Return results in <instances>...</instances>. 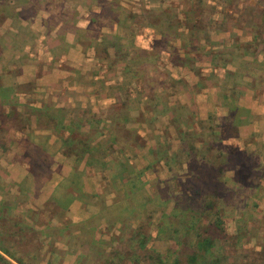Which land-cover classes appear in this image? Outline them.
Masks as SVG:
<instances>
[{"label":"rangeland","instance_id":"1","mask_svg":"<svg viewBox=\"0 0 264 264\" xmlns=\"http://www.w3.org/2000/svg\"><path fill=\"white\" fill-rule=\"evenodd\" d=\"M119 1L124 9L115 11L109 18L110 28L103 31L109 36L91 34L104 36L103 44L111 56L100 53L103 60L99 65L93 63L87 73L70 75L76 84L84 86L61 94L63 91L47 89L32 78L26 85L39 87L37 93H19L17 103L12 104L15 107L8 103L6 110L0 108V200L21 215L22 210L27 212L29 204L20 208L25 203L38 208L32 198L41 186L58 184L63 207L62 212L51 205L37 210L40 220L36 225L62 228L61 238L48 230L50 237L42 238L41 246L56 239L58 249L47 244L45 249L41 247L45 251L38 253L40 260L36 253L17 252L14 255L24 263L12 264H72L73 252L78 249L80 264H206L214 258L219 264H245L255 260L252 251L261 250L264 243V144H253V138L247 143L241 138L223 142L222 138L238 132V125L228 115V119H220L216 109L212 114L201 109L205 119H199L200 114L192 109L197 105L190 104L189 108L187 96L196 100L203 87L213 85L216 89L211 92L217 91L223 101L229 96L232 104L255 107L242 114L244 120L255 121L256 111L264 112V67L257 63L249 67L240 61L243 56L264 64L262 40L261 50L254 57L242 48L255 35L256 42L264 39V0ZM88 36L80 35L85 45ZM145 43L153 47L151 52H142L140 46ZM252 50L253 46L248 49ZM181 63L184 66L180 69ZM119 66L130 71L122 84L116 77ZM95 74L102 78L94 79ZM27 99L50 109L45 112L42 108L45 114L40 116L41 109L16 108L17 104H28ZM68 102L76 103L70 107ZM87 106L97 117L92 121H100L102 135L92 143L98 150L88 154L97 165L88 164L83 156L68 155L71 151L64 141L67 132L54 127L58 119L68 122L82 113L91 117V110L83 108ZM109 131L115 141H110ZM230 149L244 153L239 165L234 166V160L223 165L220 162ZM12 161L28 171L24 191L36 186L29 195L15 193L17 183L10 179ZM100 161L105 162L103 167ZM220 166L224 168L223 178H239L235 171L244 169L248 179L240 177L241 181L234 184L228 180L219 185L220 194L212 196L209 180ZM118 172L121 180L114 179ZM238 184L251 186L240 189ZM193 189L200 191V201L190 197ZM74 194L83 206L69 208ZM187 198L191 204L184 205ZM203 205L210 209L198 212ZM69 209L78 221H70ZM163 216L175 223L181 216L185 224L193 217L198 229L221 220L225 237L215 239L205 255L189 261L196 237L184 239L181 229L171 234L160 225ZM175 227L179 228L177 224ZM3 240V246L11 242L5 237ZM0 264L7 263L0 260Z\"/></svg>","mask_w":264,"mask_h":264},{"label":"crops","instance_id":"2","mask_svg":"<svg viewBox=\"0 0 264 264\" xmlns=\"http://www.w3.org/2000/svg\"><path fill=\"white\" fill-rule=\"evenodd\" d=\"M77 1L81 4L76 3ZM120 8L124 9L119 0H0V60H4L0 61V108L6 110L7 107L10 106L8 103L11 105L13 102L17 103L16 96L19 93L29 96L33 93H37L35 91H39V87L26 85L30 83L29 81L32 78L35 79L34 83L38 85L42 84L47 89H57L56 91L59 92L63 91L61 94L64 92L73 93L81 86H84L76 84L70 75L77 71L87 73L89 65L93 63L99 65L100 60H103V58H100V53H105L108 57L111 56L112 52L103 44L105 41L103 37L109 36V34H104L105 32L103 31L105 28H110L108 27L110 22L109 18L112 16L114 17L115 11L121 10ZM98 32H103L102 35L104 36H91V34L94 35V33ZM83 34H89L87 45L80 40V35ZM136 43L133 44L135 48L137 46ZM150 46V44L147 46L142 44L140 49L143 50L142 52H151L153 47L151 48ZM149 48L150 50H146ZM115 53L116 52H114V54ZM152 54L154 53L152 52ZM2 56L8 58L2 59ZM130 60L131 59H129V62ZM21 61H23V64L19 65ZM16 64H18V66L15 71L13 69H15ZM180 65L178 67L181 69L184 65L182 63ZM127 69L128 68L124 66H122V68L119 66V70L116 72L118 84H122L130 77L127 73L130 71ZM98 78L102 77H98L97 74H95L94 79ZM230 78V82H234L232 77ZM17 86H27L28 88L17 89ZM214 89H216V87L213 85L203 87L201 91H208V93L199 91L196 100H194L192 96H189L188 99L187 96L188 106L190 104L194 105V103L197 105V108L194 105L192 109L194 113L200 114L198 117L199 119H205V117L201 115V109H208L211 114L214 111L213 109L219 110L222 115V117H219L220 119L228 115V110L232 105H237L250 112L251 110L254 111L255 107L253 105L242 106L238 101H235L238 102L237 104H232L231 101H228L229 96L226 97L227 101H223V96L221 97L217 91L211 92V90L214 91ZM207 98L209 100H207ZM27 101L29 102L25 104V106L17 104L16 108H25L29 110L43 108V103L34 104L30 102L31 100L29 99H27ZM68 103H70V107H74L76 102ZM13 106L14 105H12V107ZM83 108L91 110V114H94L91 106ZM189 108H191V106H189ZM256 113L257 119L255 121H246V119L244 120V118H242L241 124L237 127L238 132L235 133L233 137H224L221 140L224 142L235 138H241L246 140L247 143L250 140L249 138H253L255 141L253 144L258 142L264 144V112L256 111ZM82 114L78 116H82ZM83 158L86 161V156H83ZM9 167L11 174L10 179L17 183L14 184L17 188V190H15L17 195H24V192H26V195H29L30 192L36 189L34 185L32 188L28 189V187L26 188L27 191H24L25 184L23 183L28 177V171L25 170L23 165L12 161ZM81 171L82 170L79 168L77 172L81 173ZM45 185H47V188L41 186L37 194L32 198L33 204L38 206V208L30 206V203H25L21 205L20 208H25L28 206L27 204H29V206L26 207L27 212L22 210L21 215L19 211H14L11 205L0 200V260L2 262L12 264L11 261L21 263L20 260H22L24 263L23 258H18V256L14 255V253L17 254V252L23 254L36 253L38 260H40L41 255L39 254L45 251L41 250V247L45 249V247L49 245L55 248V250L58 249L55 247L59 244L56 239L52 240L49 244L44 243L43 246H41V239L45 236L48 238L50 237L48 230L57 232V238H61L62 236L60 234L62 228H58L57 225L50 226V224L47 223L42 226L36 225L37 221L40 220V213H38L37 210L44 208V206L49 203V205L54 208L55 205L51 203V199L52 197L59 196L58 184ZM84 188L85 186L83 185L81 188L83 193ZM77 191H79V189H77ZM85 191L86 193H91L88 192V189ZM74 195L75 198L72 200L73 202L69 204V208H79L83 206V201L79 200L78 194ZM48 198H50V200ZM45 200L47 201L45 202ZM56 203L60 204V202L57 201ZM106 205L110 206L111 204ZM29 207L34 209L32 210ZM29 210L31 211L29 212ZM69 210L70 221H78L76 216H73L74 214H72L71 209ZM60 211H63L62 205H60ZM14 220H16V222L10 225V222ZM15 236L18 237L17 240ZM4 237L11 240V242H6L8 246H3L2 244ZM30 237H33V239H30ZM16 247H18L17 250H15ZM73 253L74 260L71 261L72 264H80V249ZM23 254L22 256H24ZM35 262L41 264L40 261Z\"/></svg>","mask_w":264,"mask_h":264},{"label":"trees","instance_id":"3","mask_svg":"<svg viewBox=\"0 0 264 264\" xmlns=\"http://www.w3.org/2000/svg\"><path fill=\"white\" fill-rule=\"evenodd\" d=\"M258 35V34H257ZM263 38V37H262ZM260 39L259 41L256 42L257 36H253V39L248 42L247 44H245L244 47H242L244 49L245 54L246 55H251V56H255V54L260 51V47L262 45V42H264V39ZM262 40V42H260ZM253 46V50L251 52L248 51L249 48H251ZM260 46V47H259ZM255 48V49H254ZM240 61L249 66L252 67L254 66L255 63H257V66L259 68H262V66L264 67L263 63H259L256 60H247L245 59L243 56L240 59ZM238 68V66H237ZM239 70H237L238 72ZM248 76L252 77L251 74H247ZM0 90H1V83H0ZM43 109H46L45 112L50 109L47 107H44ZM44 110H40L39 111V115L41 116L42 113L45 114V112H43ZM60 112V111H58ZM243 113H248V111L242 107H239L237 105H232L229 110H228V116L230 117L231 121L235 122L236 125H240L241 121L243 120L242 118V114ZM85 114V113H84ZM84 114H82V116H78V115H73L68 122H63L62 119H58L56 122H54V127L58 128V129H62L64 131L67 132V136L65 137V144L66 146H68L69 150L71 152L67 153L68 155H74V156H86V161L88 164L90 165H97L96 163H94V161H96V159L88 154H90V152L96 151L98 150V147L93 145L92 143L95 142V139L97 136H101V131H100V121L99 120H95L92 121V119H95L97 117H95V115H92L91 117H83ZM228 116L225 119H228ZM51 118H53V116H50ZM39 116L37 115V121H38ZM84 118V121H83ZM114 123V122H113ZM87 127V129H83V127ZM110 137V141H115L114 137H112V134L109 131V134L107 135ZM91 142V143H90ZM227 155L222 156L220 162L223 164L228 163L231 160H234L235 164L234 166H236L237 164L239 165L240 161H241V157L244 155V153L238 149H230L228 152H226ZM243 158V157H242ZM203 163H207V161L204 159V157L202 158ZM98 164L100 165V167H103L105 165V162L100 161L98 162ZM249 171V169L245 168V171ZM242 172L244 174H242ZM242 172L239 171H235V175H239V178L235 176L232 178L229 177H225L223 178V173H224V168L223 166H220L218 168H216V175H214L210 180L209 183L213 184V191H212V196H217L220 194L219 192V185L224 184L225 182H228V180H230L231 183H238L241 181L240 177L245 181V179H248V175L245 174L244 169ZM114 179L116 180H121L122 179V175L120 172L118 173H114ZM132 179V178H131ZM128 179V180H131ZM191 181V180H190ZM113 185V184H111ZM225 185V184H224ZM241 188H246V187H250L251 184H238ZM119 186V185H118ZM258 187V184H257ZM260 188V186L258 187ZM193 189L190 193V197L193 200H196V198L198 197V200L200 198V191ZM130 192V191H129ZM134 192H131L130 194H133ZM189 195V193H188ZM222 196V194H221ZM59 196L56 197H52L51 199V203L54 206V209H56L57 211H60V204L56 203L60 202V200L58 199ZM190 199L187 198V201H185L184 205H189L190 203ZM200 201V200H199ZM138 203V200H137ZM201 203V202H200ZM50 204V203H49ZM48 204V205H49ZM185 207V206H184ZM204 208H199L198 212H203L205 210H209L210 206H206L203 205ZM187 210L183 211L186 212ZM176 216V215H173ZM186 217V216H185ZM178 219L177 223L168 220V217H160V225L163 226L165 229L170 230L171 234H175L176 232H180V229L183 230V235L182 237H184V239L195 236L197 241L196 244L193 248V250L190 249V256H189V261H195L196 257H199L200 255H205L208 251L209 248H211L214 244L213 241L215 239H221L222 237H225V232H224V228L222 226V222L221 220H216L214 222V224H206L203 225L202 227H200L199 229L197 228L198 226V221H196V219H194L193 217L191 218V220L188 221V223H182V218L181 216L176 217ZM177 224V227H175V225ZM237 238L239 239V235L237 236ZM252 254L255 255V260L252 261H247L245 264H264V243L261 246V250L259 251H252ZM196 256V257H195ZM204 264V263H202ZM206 264H219V260L217 258H214L213 260H210L208 262H206Z\"/></svg>","mask_w":264,"mask_h":264},{"label":"clouds","instance_id":"4","mask_svg":"<svg viewBox=\"0 0 264 264\" xmlns=\"http://www.w3.org/2000/svg\"><path fill=\"white\" fill-rule=\"evenodd\" d=\"M145 46H147V44L145 43Z\"/></svg>","mask_w":264,"mask_h":264}]
</instances>
